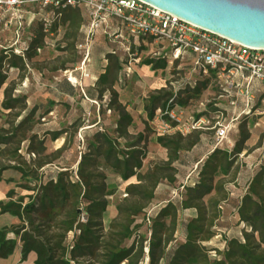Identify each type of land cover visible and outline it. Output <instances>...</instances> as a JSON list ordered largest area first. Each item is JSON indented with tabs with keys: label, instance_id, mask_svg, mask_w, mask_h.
<instances>
[{
	"label": "trees",
	"instance_id": "1",
	"mask_svg": "<svg viewBox=\"0 0 264 264\" xmlns=\"http://www.w3.org/2000/svg\"><path fill=\"white\" fill-rule=\"evenodd\" d=\"M58 19L66 26L64 40H75L86 21L78 7L63 9ZM35 43L27 48L26 54H31L30 49ZM0 59H7L10 67L25 68L23 57L16 55L14 50L3 53ZM154 61L144 62L155 68L167 66L165 61L158 60L155 64ZM109 68L110 62L96 83L104 86L101 93L109 91L113 94L110 104L119 111V137H129L128 127L133 123V116L118 102L114 86L119 77L117 74L109 76ZM121 69L118 67L117 71ZM210 74L215 75V72L211 70ZM6 78L0 68V89ZM207 85L208 81H204L182 88L177 104L183 107L189 98H201ZM15 87L13 84L5 87L1 102L2 108L9 111V118L5 120L8 126L0 127V181L15 182L25 192L20 194L16 188H10L0 199V216L10 214L18 220L0 228V263L14 254L20 245L21 261L28 260L33 254L35 264H264V164L252 177L238 206L240 222L245 224L243 239L232 237L222 251H215L218 257L211 255L205 242L211 241L216 234V208L226 199V193L220 180L214 185L201 183L195 190L197 195L183 203V208L197 210V216L186 223V241L173 247L169 253V247L176 240L179 210L173 202L167 203L148 223L146 209L155 198V190L162 178L175 181L173 162L179 160L181 151L198 144L202 131L158 135V142L168 150V158L157 163L154 170L147 171H142L147 151L139 148L147 139L143 132L137 134L135 142L123 146L118 138L97 131L76 167L87 181H78L70 168L58 170L46 178L43 170L63 155L68 139L61 147L48 152L46 140L40 138L37 131L43 114H38L37 106H28L26 95H14ZM182 90L188 95L181 99ZM173 94V91L161 90L146 100V128H149L155 111L165 108ZM217 110L216 106L209 107L197 118L208 117V114L211 119ZM81 126L75 120L64 130L51 131V139L57 140L62 133L69 131V138L74 139ZM240 133L243 137L236 143L234 151L215 148L205 163L207 179L213 181L217 176H229L233 172V158L243 151L244 142L250 137L247 132L240 130ZM8 170L18 173L19 180L5 179ZM110 172L123 181L135 177L137 182L126 186V197L117 205V215L106 228L104 214L109 206L108 197L114 192L107 188ZM212 191H215L214 197L205 202L204 196ZM145 223L149 224V234L142 231ZM71 234L72 240L68 241Z\"/></svg>",
	"mask_w": 264,
	"mask_h": 264
},
{
	"label": "rangeland",
	"instance_id": "2",
	"mask_svg": "<svg viewBox=\"0 0 264 264\" xmlns=\"http://www.w3.org/2000/svg\"><path fill=\"white\" fill-rule=\"evenodd\" d=\"M31 11L19 21L15 14L0 10V57L3 53H11L14 50L16 55L23 57V65L25 66L23 69L10 67L7 59H3V61L0 59L2 74L7 75L6 81L0 89V127L8 126L5 120L9 118V111L2 108L1 102L5 97L4 89L9 84L16 86L14 95H26L30 97L32 103L35 99L38 105H42L38 114H43V116L40 117L37 131L40 138L46 140L48 152L61 147L68 139L63 155L43 170L46 178L58 171L56 166L62 169L70 168L76 175L78 161L81 155L88 150L89 143L97 131L106 132L118 138L123 146L127 142H135L138 138L137 134L143 132L147 139L140 143L139 148L145 149L147 156L143 159L142 171L154 170L157 163L165 162L168 158V150L158 142V135L153 126L150 124L149 128H146L147 114L144 106L151 95L159 94L161 90L176 92V89L180 91L182 88L187 89L194 86V80L197 82L208 81L207 88L204 89L201 98L197 100L189 98L187 104L183 105L182 108L185 110L186 118L189 115L197 118L198 114L205 113L209 107L216 106L214 103L222 90L219 87L220 80L215 75L205 73L200 67L194 68L193 64L172 61L167 55L160 58L158 52L161 47L150 39H131L129 43L123 42L121 44L122 39H114V37L99 31L95 33L87 46L90 49V56L86 66L90 74L96 76L100 72H106L110 62L109 76L117 74L119 77L114 86L118 93L117 100L133 116V123L128 127L129 137H119L117 129L119 111L110 104L113 94L109 91L101 93L104 86L96 83L93 88H96L100 95L92 98L89 90L93 88L86 85L91 81L90 78L82 79L80 70H75L84 56V47L80 46V44H85L83 30H80L75 40H64L63 33L66 26L60 19L55 17L54 22L46 26V18L49 16L53 19V13L38 7L31 8ZM84 19H86L85 16ZM86 23L87 19L84 24ZM47 28L49 30L45 31ZM37 41L39 43L36 45L35 42ZM33 43L35 46L30 49L31 54H26L24 47H29ZM38 46L40 49H37ZM128 46L130 50H128ZM152 59L155 60L154 64L159 60L167 62V66L155 68L153 65H147L144 62ZM118 67L122 69L117 71ZM72 72L77 79L84 81V86L81 83L74 85L70 82L68 76ZM258 87L262 95L264 86L260 84ZM187 95V92L182 90L180 97L181 99L186 98ZM235 96L236 94L233 92L230 98H235ZM260 97L255 99L254 111L248 114L242 113L237 121L234 119L236 115L233 114L231 104H228L230 98H221L223 106L229 105L227 110L223 111L219 117H215L213 114L211 119L208 118L209 115L207 114L206 124L203 129L199 130L207 139V144L216 145L214 150L218 148L229 152L234 151L236 143L243 137L240 130L250 134V137L244 142L243 151L236 157L233 156L234 167L229 176H217L213 181L207 179L205 163L214 150L210 153H204L207 146L205 144L198 148L193 147L180 152L179 160L172 164L175 167V181L168 178L161 179L155 190V198L147 209L155 208L156 211H159L160 207L173 202L179 210L176 240L169 247V253L172 252L173 247L186 241V223L197 216V210L193 207L183 208V203L193 195H197L195 190L199 189L201 183L214 185L220 180L225 186L226 193V199L220 202L216 208L218 214L214 228L216 234L211 241L205 242L211 255L218 257L219 254L215 251H222L232 237L243 239L245 224L240 222L237 207L240 205L239 202L243 200L241 196L244 197L246 194H244V189L249 180V173L254 172L256 174L264 164V113L255 111L256 108L264 109ZM201 102L203 105L200 104ZM49 106L57 109V118H52V113L48 115ZM202 116L205 117V115ZM75 120L80 122L82 126L74 139L69 138L70 131L62 133L57 140L51 139V131L64 130ZM216 121L225 125L232 124L233 127L237 125V134H234L235 130L233 129L235 128H233L230 130L227 140H219L216 134L217 128L213 126ZM56 126L57 128H55ZM50 128L55 130H49ZM258 161H262L263 164L258 166V169H250L249 166L258 163ZM80 174L78 173V175ZM107 176V188L114 192L108 197L109 206L104 214L103 225L106 228L111 219L117 215V205L126 197V186L131 182H137L135 177L123 181L112 172L108 173ZM4 177L5 179L12 177L19 180L20 175L15 171L8 170ZM10 188H16L20 194L25 192L23 188L17 187L15 182L3 180L0 181V199L5 197ZM214 192L205 195L203 200L207 202L211 197H214ZM17 222V218L10 214L0 216V228ZM144 225L142 231L148 233L149 224L145 223ZM72 236V234L69 235L68 241L72 240ZM28 258L26 261H21L19 245L14 254L8 259L2 260L0 264H35L33 255H29Z\"/></svg>",
	"mask_w": 264,
	"mask_h": 264
},
{
	"label": "built area",
	"instance_id": "3",
	"mask_svg": "<svg viewBox=\"0 0 264 264\" xmlns=\"http://www.w3.org/2000/svg\"><path fill=\"white\" fill-rule=\"evenodd\" d=\"M38 7L53 13V19L46 18V26L54 22V18L61 16V11L68 7H78L83 11L87 23L82 30L85 34L84 56L80 65L75 70H80L81 78H90L86 62L90 56L88 45L96 32L122 39L121 44L129 40L147 38L161 47L158 54L161 57L169 56L172 61L193 64L200 67L205 73L215 72L222 93L216 98L218 108L215 117H219L228 106L221 104V98H230L235 92V98H230L228 104L235 109L240 108L242 113L248 114L256 107L255 99L260 97L264 104V93L258 85L264 86V48L253 47L239 43L227 36L212 30H206L198 25L164 11L152 3L143 0H0V10L15 14L21 21L26 13H31V8ZM49 30L48 28L45 30ZM28 46L24 47L26 51ZM130 50V47H127ZM73 76L76 81L70 79ZM74 85L82 81L73 75L68 76ZM192 83V82H191ZM190 83V84H191ZM194 86L197 81H193ZM258 84V85H257ZM168 100L165 108L155 111L151 125L157 135L169 136L174 134H188L204 128L206 116L195 118L193 115L185 117V110L179 106L176 99L179 89L175 90ZM203 105V103H200ZM255 111L264 113V109L256 108ZM216 134L219 140H227L231 130L230 124L225 125L216 121ZM33 156H35L33 154ZM262 161L253 164L250 169H258ZM58 170H63L62 168ZM76 179L80 182L87 181V177L76 172ZM146 221L150 223L157 211L155 208L146 209Z\"/></svg>",
	"mask_w": 264,
	"mask_h": 264
},
{
	"label": "water",
	"instance_id": "4",
	"mask_svg": "<svg viewBox=\"0 0 264 264\" xmlns=\"http://www.w3.org/2000/svg\"><path fill=\"white\" fill-rule=\"evenodd\" d=\"M237 42L264 48V0H143Z\"/></svg>",
	"mask_w": 264,
	"mask_h": 264
},
{
	"label": "crops",
	"instance_id": "5",
	"mask_svg": "<svg viewBox=\"0 0 264 264\" xmlns=\"http://www.w3.org/2000/svg\"><path fill=\"white\" fill-rule=\"evenodd\" d=\"M102 73H104V72H100L98 75H96V76H92L93 77V79L94 80H92V79H90L91 81H89L88 82V84H86L87 86H91L92 88L94 87V86H96V82H97V80H98V78H97V76L99 77L100 76V74H102ZM93 81V82H92ZM82 85L84 86V81H82ZM89 93H90V96L93 98V97H97L98 96V93H97V90H96V88H93V89H90L89 90ZM0 100H1V98H0ZM3 101V100H2ZM28 106L29 107H34V106H37L38 107V109H41V107H42V105H38L37 104V102H36V100L34 99L33 100V103H32V101L30 100V97H28ZM58 101V100H57ZM50 107V106H49ZM52 107V106H51ZM47 108V110H49V113H48V115L50 114V113H52L53 114V117L52 118H57V109H53V108ZM232 108V111H233V114L234 115H236L235 116V118L234 119H236V121L238 120V118L240 117V115H239V112L241 111V109L240 108H237V109H235L233 106L231 107ZM238 123V122H237ZM55 128H57V126L55 127ZM230 128L231 129H233V128H235V129H233V130H235L234 131V134H237V125H235V127H233L232 126V124H230ZM49 130H55L54 128H50ZM231 135V134H230ZM207 145L206 147H205V151H208V152H205L204 151V153H210V152H212L214 149V147L216 146V145H214V144H207V139L205 138V136L201 133V140L198 142V144L196 145V146H194V148H198L199 146H202V145ZM254 172H250L249 173V176H248V178H249V180H248V182H247V185H246V187H245V189H244V194H245V192H246V188L248 187V184H249V182L251 181V179H252V177L254 176ZM238 184H240V183H238ZM241 198H243V195L241 196ZM239 204H241V201L239 202ZM238 208V207H237ZM239 215V214H238ZM31 255H33V254H31ZM34 256V255H33ZM34 258H35V256H34Z\"/></svg>",
	"mask_w": 264,
	"mask_h": 264
},
{
	"label": "bare ground",
	"instance_id": "6",
	"mask_svg": "<svg viewBox=\"0 0 264 264\" xmlns=\"http://www.w3.org/2000/svg\"><path fill=\"white\" fill-rule=\"evenodd\" d=\"M70 79H72L73 81H76V79L73 76H70Z\"/></svg>",
	"mask_w": 264,
	"mask_h": 264
}]
</instances>
